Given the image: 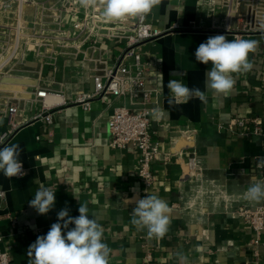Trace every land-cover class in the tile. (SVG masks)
<instances>
[{
	"label": "crops",
	"instance_id": "0c3cea01",
	"mask_svg": "<svg viewBox=\"0 0 264 264\" xmlns=\"http://www.w3.org/2000/svg\"><path fill=\"white\" fill-rule=\"evenodd\" d=\"M58 7V3L43 11L40 4L36 10L29 7L28 19L54 23L51 15L59 13ZM17 11L0 10V42L17 20ZM225 14L223 0H161L147 15L162 33L141 46L146 84L156 90L152 107L167 113L151 115L150 127L161 139L163 153L153 162L157 180L147 189L138 175L137 148L110 144L113 109L117 103H128L129 96L105 94L103 99H91L89 108L76 101L94 90V68L112 66L122 46L102 34L89 40L82 34L63 53L46 54L43 48L37 53L33 44L24 50L19 68L9 72L16 82L0 80V133L11 131L6 111L13 102L18 104L14 114L18 126L0 148L18 144V159L26 167V175L11 179L0 171V186L6 191L0 202V248L11 255L9 264H29V246L58 222L62 209L67 207L70 216L78 217L80 203L103 229L102 242L111 249L109 264H181V256L186 264H264V231L257 243L255 231L236 214L242 205L264 203L246 198L252 184L264 182V171L256 168L264 162V31L241 32L236 19L226 27ZM80 16L63 13L62 28H72ZM221 34L228 40L258 41L249 54L251 70L232 73L235 85L227 95L206 88L211 62L205 65L195 59L201 43ZM170 80L200 89L206 102L193 97L169 105ZM42 88L57 96L45 101L36 97ZM44 102L56 104L53 123L40 116ZM240 118L246 119L245 127L235 125ZM183 129L194 130L195 138L175 152L172 146ZM194 152L202 168L197 175L188 174L186 165ZM165 153H170L167 159ZM41 186L56 197L46 215L29 204ZM139 195L168 202L170 224L163 238L150 237L146 229L131 224ZM66 231L62 229V234Z\"/></svg>",
	"mask_w": 264,
	"mask_h": 264
},
{
	"label": "built area",
	"instance_id": "2783aa9c",
	"mask_svg": "<svg viewBox=\"0 0 264 264\" xmlns=\"http://www.w3.org/2000/svg\"><path fill=\"white\" fill-rule=\"evenodd\" d=\"M225 7L226 27H229L234 20H237V30L245 33L264 31V0H223ZM15 3L17 5H15ZM59 13L52 12L54 23L43 19L37 21L28 19L27 9L33 10L53 9L56 4ZM46 6H43V5ZM13 7L18 8L17 20L10 26L5 37L0 42V80L16 82V78L9 73L12 69L19 68L25 56L27 47L31 44L36 48L37 53H41V48L46 54L63 53L69 50L77 42L78 36L84 34L85 40L92 36L102 34L113 39L122 46L120 52L115 57L112 66H106L100 70L94 68L93 77L95 88L91 93H83L78 96V102H83L85 108L90 107V100L101 98L105 94H111L115 98H125L129 96V102L117 103L109 120V130L111 132V146L114 148H125L133 145L138 150L139 177L143 186L147 189L157 180L153 169V162L161 157L162 141L155 136L151 130V115L155 107H152L153 96L156 90L147 87L146 71L147 64L143 61V51L141 46L147 41H153L155 37L162 33L156 29L146 18L141 22L134 18L121 21L107 20L99 4L95 7L83 8L80 0H0V10L10 11ZM39 9V8H38ZM69 13L73 17L82 14L76 21L72 22V28H62V15ZM41 13V12H40ZM47 13L44 14L46 17ZM49 16V15H48ZM36 36V37H35ZM18 65V66H17ZM100 70V71H99ZM56 92L37 89L36 97L46 100L47 96H57ZM56 104L44 102V113L40 116L48 123H53V114ZM18 110V104L13 102L8 109L9 123L11 131H3L0 137L4 138V144L9 139L11 132L17 128L18 124L14 119V114ZM239 126H246V119L237 120ZM256 131L262 133L263 129L257 125ZM223 126H221L222 128ZM232 127V124H230ZM264 132V131H263ZM53 133H49L52 136ZM195 131L183 129L179 135V142L172 146L176 152L180 150V144H185L186 140H193ZM4 144H0V147ZM182 145V146H183ZM170 153H165V159ZM188 174L197 175L202 168L199 163L197 152H194L186 162ZM264 171V162L261 161L256 166ZM23 171L26 167L23 164ZM139 199L141 196L139 195ZM6 199V191L0 186V202ZM236 214L243 219L247 226L253 229L257 235L256 242L264 231V203L254 206H240ZM11 255L0 248V264H9Z\"/></svg>",
	"mask_w": 264,
	"mask_h": 264
},
{
	"label": "clouds",
	"instance_id": "9594fccd",
	"mask_svg": "<svg viewBox=\"0 0 264 264\" xmlns=\"http://www.w3.org/2000/svg\"><path fill=\"white\" fill-rule=\"evenodd\" d=\"M160 3L161 0H80L85 9L99 4L104 17L113 22L129 18L142 22ZM257 46L256 40H228L222 34L208 37L195 51L196 61L205 65L211 62V68L206 72V88L217 94H229L235 85L232 73L251 70L249 54L255 52ZM168 88L172 94L169 105L187 103L193 97L206 102L204 92L198 88L190 89L178 80H170ZM152 114L167 115L162 107L154 108ZM0 144H4L3 137H0ZM19 155L18 144L0 148V171L5 177L11 179L26 175L23 163L18 159ZM246 198L264 201V182L252 184L247 189ZM55 202V193L50 188L41 186L29 204L39 214L46 215ZM78 211V217L70 216L67 207L57 213L58 222L53 223L46 235L38 236L29 246V264H109L111 249L102 242V227L96 220L89 218L86 204L80 203ZM170 213L166 200L147 195L136 201L131 224L138 229H146L150 237L163 238L169 230ZM69 225L74 227L69 229ZM62 229H67L66 234H62ZM181 264H186L183 256Z\"/></svg>",
	"mask_w": 264,
	"mask_h": 264
},
{
	"label": "bare ground",
	"instance_id": "6f19581e",
	"mask_svg": "<svg viewBox=\"0 0 264 264\" xmlns=\"http://www.w3.org/2000/svg\"><path fill=\"white\" fill-rule=\"evenodd\" d=\"M51 98V96H47V99L49 100Z\"/></svg>",
	"mask_w": 264,
	"mask_h": 264
}]
</instances>
